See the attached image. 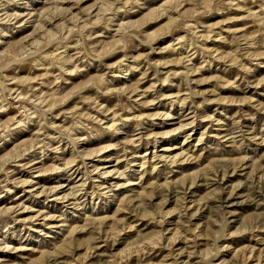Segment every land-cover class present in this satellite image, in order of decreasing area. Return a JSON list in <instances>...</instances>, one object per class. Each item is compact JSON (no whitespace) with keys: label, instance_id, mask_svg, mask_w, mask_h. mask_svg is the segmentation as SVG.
<instances>
[{"label":"clouds","instance_id":"obj_1","mask_svg":"<svg viewBox=\"0 0 264 264\" xmlns=\"http://www.w3.org/2000/svg\"><path fill=\"white\" fill-rule=\"evenodd\" d=\"M145 7V0H41L40 5L0 0V113L16 110L0 121V146L14 131L36 128L31 139L0 155V199L14 188L27 194L0 206V252L19 255L15 264H153V252L164 253L159 264H264V126H255L264 117V103L218 91L264 86V77L254 79L257 68H264V0H163L140 19H127ZM215 16L222 18L207 22ZM151 23L160 26L146 32ZM22 31L26 34L10 39ZM177 33L183 34L166 47H153L158 38ZM136 42L151 51L127 55ZM212 42L229 50L209 47ZM157 51L171 58L150 59ZM119 54L104 71L77 84L66 79L86 73L91 61L103 65L105 57ZM217 63L226 72L238 70L235 78L203 75ZM141 69L136 83L113 85V77ZM150 72L153 82L139 87ZM170 85L180 91L157 93L159 86ZM150 93L154 98H147ZM164 100L173 109L179 105L182 118L169 131H152L148 122L176 119L171 111H145ZM112 101L115 106L109 107ZM213 104L216 110L205 113ZM221 107L236 111L221 119L217 113L226 115ZM127 124L135 125L130 138L84 147L103 136L123 135ZM198 124L202 131L192 143ZM185 132L181 150L173 155L139 152ZM110 149L120 153L113 165L102 163ZM32 153L41 162L53 154L58 162L40 168L32 166L36 161L21 162ZM185 165L192 170L173 178ZM14 167L32 177L62 173L68 182L41 186L35 179H14ZM162 169L167 170L163 180L145 184L146 176H158ZM122 189L131 191L121 195ZM38 199L65 211L56 214L28 202ZM105 200L118 201L115 214H100ZM170 203L174 207L167 209ZM72 213L80 223L68 220ZM141 222L151 230L140 228ZM49 230L58 232L59 243L27 245L32 233L45 237ZM134 232L140 234L125 243ZM8 236L20 243L6 242ZM244 237L255 243L237 248L229 243ZM223 253L230 258L221 259Z\"/></svg>","mask_w":264,"mask_h":264},{"label":"rangeland","instance_id":"obj_2","mask_svg":"<svg viewBox=\"0 0 264 264\" xmlns=\"http://www.w3.org/2000/svg\"><path fill=\"white\" fill-rule=\"evenodd\" d=\"M93 0H86V3H92ZM163 2V0H145V9L139 13H129L127 15V19L130 20H137L140 19L141 16L145 15L148 11H150L152 8H157L160 6V4ZM34 5H40L41 0H33ZM125 14H121V20H123ZM222 17L220 16H215L212 18H209L207 22H214L215 19H220ZM160 26L159 23H151L146 26L145 31L146 32H151L155 31L156 28ZM96 31H103L104 35L108 37V39L114 38V33H111L105 29L102 28H97ZM26 34L25 32H19V33H13L10 36V39H19L20 36ZM183 33H177L173 36H165L158 38L155 43L153 44V47L156 49H160L163 47H166L169 43H172L173 40L176 38L177 35H181ZM138 47L132 48L130 47L127 55L133 56L140 54L141 52H150L151 49H149L147 46L139 45V42H136ZM209 47H214L217 49H222L225 52L229 50V46L219 44L216 42H212L208 45ZM121 55H111L107 56L104 59V64L102 65L99 61H91L87 63V72L84 74H80L75 77H66V79L71 80L72 84H77L80 81L87 79L88 76L95 75L99 72H102L105 70V66L109 63L115 62V60L120 59ZM170 54L164 53L161 54L158 51L157 52H152L150 59L152 60H164V59H169ZM198 63L199 61H194ZM167 70H178V69H172L169 68ZM238 70L234 71H225L224 66L222 64L217 63L215 67H213L211 70H207L203 73V75H221L224 76L226 80H232L235 78V75L237 74ZM144 69H141L140 71H133L127 77H113V85L120 87L124 85H131L136 83L140 77L143 75ZM155 75L154 72H150L148 77L139 85L141 88H146L150 83L153 82L152 76ZM260 77H264V68H257L255 77L254 79H259ZM174 83H179V81H174ZM203 88H210L214 87V85H204L202 86ZM180 91V88L175 87V86H159L157 89L158 94H173L177 93ZM220 94L222 96L226 97H239L243 95H248L254 97L258 102L264 103V86L260 87H250L247 89L246 92L238 91L237 89L233 88H220L218 89ZM148 99L154 98L153 94H148L147 96ZM107 102V101H104ZM72 105H68V107H71ZM109 107H114L115 106V101H112L111 103L108 104ZM217 108V105H207L205 107V113H213ZM247 110V109H246ZM15 109H10L7 113H0V121L6 120L9 116L15 114ZM145 111H164L168 112L171 111L172 115L176 117V119H157L155 124L152 122H148V128L152 131H169L172 128L178 126L179 120L182 118L181 113H180V108L179 105L175 107V109L172 108L171 104L169 101L164 100L161 101L159 104H157L154 108L152 109H146ZM236 109L235 108H229V109H224L221 107V112H225L226 115L221 116L220 113H217L218 118L225 119L227 120L228 116H231L235 113ZM187 114V110H185V115ZM59 122V121H58ZM249 124H251V121H248ZM255 126H264V117H260L256 122ZM202 125H197L195 131L193 132V141L192 143L195 142V139L198 138L200 132L202 131ZM36 131L35 127H29V130H18L14 131L13 133L10 134V138L7 141H4L2 146H0V155L5 154L6 152L10 151L13 147H15L17 144L22 143L23 141L29 140L33 137V133ZM135 133V125L134 124H127L123 128V135L113 137V136H103L102 138L94 139L89 141L84 145L85 148H95L99 147L102 145H107V144H112V143H119L123 139L130 138L133 134ZM187 135V133H182L179 135H174L170 138L163 139L161 140L160 144L158 146H153V147H148L145 145L142 147L139 152L142 154L145 151L148 152H159L161 155H173L176 152L181 150V145L184 144V138ZM212 143L213 141H209ZM189 145H184V147H188ZM255 148V146H253ZM170 150V151H169ZM260 151L264 152V149H260ZM253 154H255L253 152ZM70 155V153H69ZM104 160L102 163L108 164V165H113L115 164V160L112 158H118L120 153L117 150H112L110 149L109 151L105 152L104 154ZM32 161H36L33 163L34 168H40L52 163H57L58 161L56 160L55 156L53 154H49L48 157L44 158L43 161L41 162V158L38 154L32 153L29 154L27 157H25L21 162L23 163H32ZM95 163H101L100 161H96ZM123 167V165H120ZM193 168L192 165H185L177 168L173 174V178H178L180 175H183L186 172L191 171ZM13 171L15 173V176L13 177L14 179H35L36 184H39L41 186H54L57 184H65L68 182V177L65 174H47V175H42V176H36L32 177L31 173L29 171H23L19 169L18 167H14ZM167 170L162 169L161 172L158 174V176H146L145 177V184L151 182L153 179H160L163 180L164 174ZM10 187H14L12 185H9ZM131 191V189H122L121 190V195ZM16 197H19L20 200H25L27 198V194L24 193L23 188H14V194H10L5 196L3 199H0V206L7 205L10 203L17 202ZM30 204H32L33 207L39 208V209H46L49 212L56 213V214H63L64 213V208L62 205H59L55 202H50L45 204V202L42 199L38 200H29L28 201ZM118 207V201H108L105 200L99 205V212L101 215H113L115 214L116 208ZM171 207H174V203H170L166 206L167 209H170ZM239 211H247V210H240ZM78 216L77 213H72L71 216L68 217V220L73 224L80 223V220L77 219L76 217ZM178 217H173L171 220L174 222ZM140 228H147L148 230H151V226L147 222H141L140 223ZM171 224H169V227ZM139 232H134V233H129L128 236L125 238V243H127V240L134 239L135 236L139 235ZM2 232H0V237H2ZM60 237L58 232L53 233L51 230L48 231L47 236L41 237L38 233H32L31 234V239L27 240L26 243L29 247H36V248H42L46 246H50L54 243H59L60 242ZM8 243H13V244H19V240H14L12 236H8L7 241ZM233 245L234 248L241 247L244 244L248 243H255V241H252L250 237H244L241 239H235L229 241ZM124 245H118L117 250L123 248ZM27 255H31L30 253ZM163 252H153L152 256L149 257V260L153 262V264H159V262L163 259ZM231 253H223L221 255V259H228L230 258ZM20 257L19 255H13L11 253H3L0 252V261L5 262V264H15L16 261H19Z\"/></svg>","mask_w":264,"mask_h":264}]
</instances>
